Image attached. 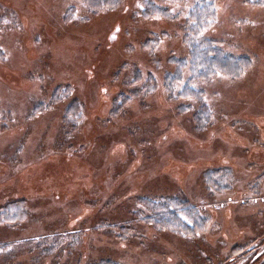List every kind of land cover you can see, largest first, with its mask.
Returning <instances> with one entry per match:
<instances>
[{"label": "rangeland", "instance_id": "1", "mask_svg": "<svg viewBox=\"0 0 264 264\" xmlns=\"http://www.w3.org/2000/svg\"><path fill=\"white\" fill-rule=\"evenodd\" d=\"M0 264H264V0H0Z\"/></svg>", "mask_w": 264, "mask_h": 264}, {"label": "trees", "instance_id": "2", "mask_svg": "<svg viewBox=\"0 0 264 264\" xmlns=\"http://www.w3.org/2000/svg\"><path fill=\"white\" fill-rule=\"evenodd\" d=\"M85 5L91 8H115L123 0H81ZM214 17V9L212 5L203 3L200 6L195 7L190 12L188 20L192 21V25L189 27L192 30L188 33V39L198 34L203 26L211 21ZM187 39V40H188ZM248 60L244 58H233L224 54L219 48L214 45L212 40H203L200 43H195L190 46V56L188 60L180 59L176 60L178 68H182L185 64L190 66V81L189 83H195L197 81H207L215 74H223L230 78H238L248 68ZM188 86V85H187ZM185 86V88L187 87ZM189 91H185L184 97L192 96L196 99L198 110H200L199 121L204 118V122L209 117V111L202 99L201 90H196L193 87H188ZM202 116V117H201ZM162 205H156L155 208ZM162 208V207H161ZM165 217V220L160 222V227L170 229L173 231L183 229L185 227V220L183 217H176L173 211L163 210L159 212L156 217ZM175 216V217H174Z\"/></svg>", "mask_w": 264, "mask_h": 264}, {"label": "bare ground", "instance_id": "3", "mask_svg": "<svg viewBox=\"0 0 264 264\" xmlns=\"http://www.w3.org/2000/svg\"><path fill=\"white\" fill-rule=\"evenodd\" d=\"M262 133H263V132H262ZM172 134H173V135H176L175 130L172 131ZM173 173L176 174L175 170L173 171ZM223 215H224V217H226V216H227V218L229 217L228 212H225Z\"/></svg>", "mask_w": 264, "mask_h": 264}]
</instances>
